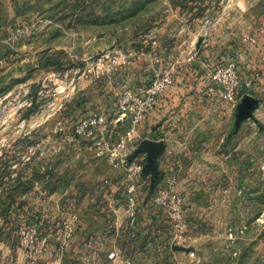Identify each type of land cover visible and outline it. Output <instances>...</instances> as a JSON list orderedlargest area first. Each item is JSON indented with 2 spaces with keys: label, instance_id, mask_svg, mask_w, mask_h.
<instances>
[{
  "label": "rangeland",
  "instance_id": "rangeland-1",
  "mask_svg": "<svg viewBox=\"0 0 264 264\" xmlns=\"http://www.w3.org/2000/svg\"><path fill=\"white\" fill-rule=\"evenodd\" d=\"M263 24L264 0H0V264H264V75L213 168L148 174L128 143L144 168L135 205L125 170L97 153L128 128L113 123L122 94L151 82L139 51L155 66L198 52L181 75L210 58L264 74ZM95 113L106 126L92 137ZM154 219L157 244H100L103 227L122 239L128 224L130 242ZM87 222L99 243L73 250Z\"/></svg>",
  "mask_w": 264,
  "mask_h": 264
},
{
  "label": "crops",
  "instance_id": "crops-1",
  "mask_svg": "<svg viewBox=\"0 0 264 264\" xmlns=\"http://www.w3.org/2000/svg\"><path fill=\"white\" fill-rule=\"evenodd\" d=\"M247 64L248 62H246V67L259 70ZM198 72L196 68L185 70L184 74L178 77L177 82L160 96L158 109L148 116L140 128L139 137L132 151L144 154L142 163L148 174L156 170L173 174L176 169H179L181 173L185 166L192 167L196 164H202L203 168H213L214 163L218 164L213 158H216L217 154H222L227 138L238 134L239 129L235 128L240 127L241 116L244 115L248 121L253 115L252 111L258 110V105L263 101L255 93H242L239 96L237 107L232 108L227 103L205 97L202 90L204 89L203 83L199 80ZM250 99H255V101L251 102ZM224 123L226 127H233L230 132L222 131ZM125 126L127 125L124 122L122 127ZM197 143L200 145L197 146ZM105 177L103 174V179ZM174 178L177 177L174 176ZM184 180L185 177L180 176V183ZM93 213L100 222V217L96 215L97 212ZM149 216L157 217L156 214H149ZM156 222L157 220L146 222L145 225L148 228H142L141 233L139 231L136 238L130 242L128 234L131 231L128 224L122 226V229H125L122 230V239L120 236L110 235L109 231L104 232L106 229L103 227V234L108 238L104 237L102 240L106 242L100 244H157L151 239L152 236H149L152 233L151 229L157 227ZM85 225L73 239V244H75L73 250L86 246V244L99 243L97 240H90L94 238L89 234L95 231L91 230L88 222ZM51 245L52 248L58 247L57 244ZM65 263L70 264V259H66Z\"/></svg>",
  "mask_w": 264,
  "mask_h": 264
},
{
  "label": "built area",
  "instance_id": "built-area-1",
  "mask_svg": "<svg viewBox=\"0 0 264 264\" xmlns=\"http://www.w3.org/2000/svg\"><path fill=\"white\" fill-rule=\"evenodd\" d=\"M210 23L211 21H206ZM264 26V24H263ZM264 31V27H263ZM207 34V33H205ZM254 41V38H249ZM158 45L157 40L152 41V48ZM185 53V52H182ZM155 50H141L137 53L139 60H145L150 64L152 79L147 86L133 89L122 94L120 101L119 115L113 119L115 125L123 124L127 121L128 128L115 144H110L105 138L97 143L98 155L107 158L115 168H122L127 173L131 181L128 187L130 201L136 204V192L139 184L144 181L143 165L134 162L123 155L128 143L139 137L140 128L148 116L156 111L160 105V96L173 86L182 71L187 65H192L198 60V52L188 53L181 59L173 60L166 66H155ZM132 62V58L122 52V65L127 67ZM263 75L246 66H240L235 60L221 62L210 58V61L203 60L201 70L198 72L199 80L203 83V94L205 97L213 98L219 102L227 103L232 108L237 107L239 96L254 93L256 85L262 81ZM201 90V91H202ZM202 94V92H201ZM202 94V95H203ZM106 126V118L100 114H92L86 123V129L82 130L90 136H95L97 129ZM163 201V200H160ZM167 199L163 203L167 204ZM174 211L177 218H181L183 204L174 202ZM90 240H93L92 238Z\"/></svg>",
  "mask_w": 264,
  "mask_h": 264
},
{
  "label": "water",
  "instance_id": "water-1",
  "mask_svg": "<svg viewBox=\"0 0 264 264\" xmlns=\"http://www.w3.org/2000/svg\"><path fill=\"white\" fill-rule=\"evenodd\" d=\"M251 100V102H254L255 101V99H250ZM145 172H146V170H145Z\"/></svg>",
  "mask_w": 264,
  "mask_h": 264
}]
</instances>
